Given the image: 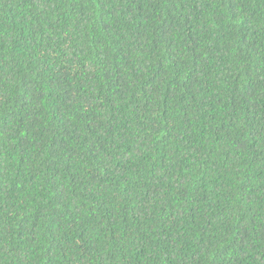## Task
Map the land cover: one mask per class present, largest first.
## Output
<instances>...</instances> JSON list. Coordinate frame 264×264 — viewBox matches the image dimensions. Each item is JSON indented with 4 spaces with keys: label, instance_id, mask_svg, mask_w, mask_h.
<instances>
[{
    "label": "trees",
    "instance_id": "16d2710c",
    "mask_svg": "<svg viewBox=\"0 0 264 264\" xmlns=\"http://www.w3.org/2000/svg\"><path fill=\"white\" fill-rule=\"evenodd\" d=\"M0 264H264V0H0Z\"/></svg>",
    "mask_w": 264,
    "mask_h": 264
}]
</instances>
